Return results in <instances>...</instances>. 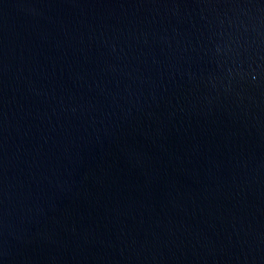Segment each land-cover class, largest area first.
<instances>
[{
  "label": "water",
  "instance_id": "95a60500",
  "mask_svg": "<svg viewBox=\"0 0 264 264\" xmlns=\"http://www.w3.org/2000/svg\"><path fill=\"white\" fill-rule=\"evenodd\" d=\"M0 264H264V0H0Z\"/></svg>",
  "mask_w": 264,
  "mask_h": 264
}]
</instances>
